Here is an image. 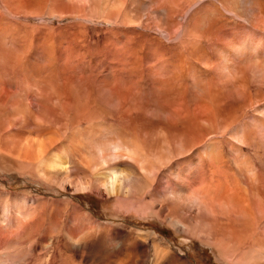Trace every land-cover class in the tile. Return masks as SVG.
<instances>
[{
  "label": "rangeland",
  "instance_id": "obj_1",
  "mask_svg": "<svg viewBox=\"0 0 264 264\" xmlns=\"http://www.w3.org/2000/svg\"><path fill=\"white\" fill-rule=\"evenodd\" d=\"M123 134L162 158L160 218L127 210L88 171L64 186L37 174V141L81 160ZM76 178L94 186L78 192ZM171 189L196 194L176 224ZM82 214L105 227L78 246L66 231ZM11 231L37 237L1 249L3 264H155V240L166 264H264V0H0V232ZM131 231L144 235L139 259L123 245Z\"/></svg>",
  "mask_w": 264,
  "mask_h": 264
},
{
  "label": "bare ground",
  "instance_id": "obj_2",
  "mask_svg": "<svg viewBox=\"0 0 264 264\" xmlns=\"http://www.w3.org/2000/svg\"><path fill=\"white\" fill-rule=\"evenodd\" d=\"M200 112L201 111L199 110V113ZM207 120L208 119H204V122ZM118 133H120V131ZM106 134L110 135L109 131H107ZM121 137L124 139L112 140L110 138H106L107 142L98 141L99 143L96 146H93L94 149L95 148L98 149L97 153L93 155L92 153L94 152H90L89 156L85 154L81 160L76 159L70 149L64 148L67 146L65 144H63V147H61L58 152L53 151L51 154L46 153L45 155L42 143L37 141L36 142L37 155L35 156L37 160L36 161L37 164H35L37 165L36 167L38 170L37 174L45 178V181H49L57 185L64 186V183L73 184L72 182L74 181H72L71 179L73 177V173L76 170L88 171L89 174H91L93 181H95L96 183L95 187L101 189L107 195L121 196L125 201L124 206L125 208H127V210L128 209L130 210L131 207L134 206L135 207L134 210L139 213H143L145 215H150V216H157L160 218L162 217V215H164L163 214L164 210L158 212L154 210V202L156 201V199L153 196V190L151 189V186L153 185V182L155 181V178L157 176L156 171L158 170V168H160L158 166V163L161 162L160 160H162V158H160L156 154H150V155L148 153L146 154V151L144 150L138 139L133 140V138L131 137L127 140L125 138L126 134H123V136L121 135ZM82 140L83 139H81L80 144H83ZM214 150L212 149L208 151L207 149L205 150V153L207 154L208 157L212 159V161L217 163L218 159L214 153ZM75 182L76 183L74 184V186L76 191L78 192L84 190L85 188L87 189L86 187L87 183L89 184V186L90 184H93L94 186V183H91L90 181H84L81 178H76ZM145 192L149 193L150 200L147 203L145 202L144 204H142L140 203L143 202L141 197ZM183 192L184 190H181L180 192L174 189H171L170 191L171 198H173L174 201H173V205L171 204L168 205L169 207L168 214L172 218L174 217L173 222L175 224H176L175 220L177 221L180 218V217L179 218L176 217L175 213L185 215L184 211L187 212L188 210H190L192 207L191 203L193 202L194 199H196V194L193 191L192 192L188 191L184 193ZM138 201H140L139 205H137ZM164 202L165 201H162V203ZM67 204H69V202ZM166 204L167 203H164L163 207ZM71 218L73 219L71 223L72 225H70V227L67 229L66 232L68 235V240H70V242L72 243L74 242L78 246L82 244H87L90 241V238H92L91 230L93 226H99V228L103 227V229L105 227L102 224L93 220L92 218L85 216L84 214H82V219L80 218L78 219L77 216ZM180 223L182 224V226H178L179 227L177 228L178 232L187 229L185 223L182 222ZM16 231H11L10 234L3 233L2 235L0 232V250L4 248L18 249L17 247H20V245H23L28 242H32L34 236H36L35 234H37V232H34V234L33 233L30 234L28 232L25 233V231H19V232ZM119 231L120 230H118L117 232L115 231V235L118 234ZM195 233L198 234V232L196 231ZM128 234L129 235L127 237L126 243L123 242V245H126L127 247L128 246L133 247L135 249L134 257L139 259V257L141 256L140 251L142 246L141 238L144 235L141 234L140 232H135V231H131ZM25 237H27V239ZM37 244L38 242L34 245L33 248H35ZM153 249H154L153 253L156 258L155 260L156 263L155 262L154 263L166 264V262H168L170 258L169 256L170 254L169 255L167 254L168 250L165 247V244H163L161 241L155 240ZM96 252L105 255L109 254V250L105 246V244L98 246V250ZM0 264L3 263L1 262Z\"/></svg>",
  "mask_w": 264,
  "mask_h": 264
}]
</instances>
